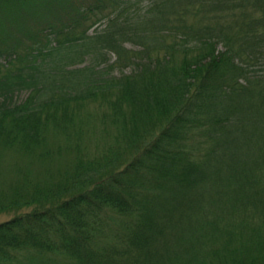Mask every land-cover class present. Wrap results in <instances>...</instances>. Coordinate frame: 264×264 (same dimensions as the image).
<instances>
[{
    "label": "trees",
    "instance_id": "16d2710c",
    "mask_svg": "<svg viewBox=\"0 0 264 264\" xmlns=\"http://www.w3.org/2000/svg\"><path fill=\"white\" fill-rule=\"evenodd\" d=\"M10 215L0 264H264V0H0Z\"/></svg>",
    "mask_w": 264,
    "mask_h": 264
},
{
    "label": "rangeland",
    "instance_id": "374dc122",
    "mask_svg": "<svg viewBox=\"0 0 264 264\" xmlns=\"http://www.w3.org/2000/svg\"><path fill=\"white\" fill-rule=\"evenodd\" d=\"M96 28V27H95ZM94 28V29H95ZM93 29V30H94ZM97 29V28H96ZM128 47L129 48H131L132 46L131 45H128ZM113 58H115V57H113ZM88 64H90V60H88L84 65H88ZM115 70H117V71H115L114 73L116 74V75H119L121 72L119 71V68H116ZM124 71H128V72H130L131 71V68H128V69H124ZM27 93H23V94H21L18 98L20 99V100H24L26 97H27ZM11 217H13L12 215H10L9 217L8 216H1L0 217V220H2V221H5V220H9Z\"/></svg>",
    "mask_w": 264,
    "mask_h": 264
}]
</instances>
